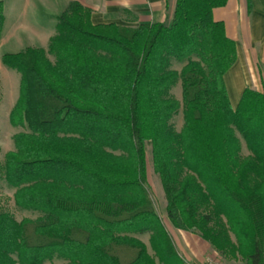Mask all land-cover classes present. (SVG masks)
Masks as SVG:
<instances>
[{
    "label": "trees",
    "instance_id": "trees-1",
    "mask_svg": "<svg viewBox=\"0 0 264 264\" xmlns=\"http://www.w3.org/2000/svg\"><path fill=\"white\" fill-rule=\"evenodd\" d=\"M227 3L176 0L170 22L130 26L94 23L72 0L48 51L3 55L21 74L9 119L27 130L0 161V185L42 215L0 211V264H180L147 184L148 147L170 224L224 259L264 264V91L231 104L237 44L213 18ZM4 22L0 1V40ZM179 81L182 103L170 93ZM145 233L156 258L135 236Z\"/></svg>",
    "mask_w": 264,
    "mask_h": 264
},
{
    "label": "crops",
    "instance_id": "crops-1",
    "mask_svg": "<svg viewBox=\"0 0 264 264\" xmlns=\"http://www.w3.org/2000/svg\"><path fill=\"white\" fill-rule=\"evenodd\" d=\"M54 1L44 0L48 7L55 5ZM78 1L93 10L94 23L113 22L130 26L145 22H170L176 3V0H102L101 3L94 0ZM169 4L170 11L167 7ZM25 11L13 6L8 16L5 7L4 30L0 41L5 44L15 43L14 46L23 49L34 47L48 51L50 40L56 34L55 28L46 26L37 14H27ZM213 18L224 22L228 37L237 44V61L225 74L230 101L233 108H236L245 88L264 91V0H228L226 6L213 10ZM6 31L7 36L4 34ZM26 38L31 43H24ZM49 57L54 59V56ZM15 79L18 87V80ZM12 150L14 142L10 151ZM175 241L178 244L176 239ZM205 245L204 249H208L206 255L216 252L209 243Z\"/></svg>",
    "mask_w": 264,
    "mask_h": 264
},
{
    "label": "rangeland",
    "instance_id": "rangeland-1",
    "mask_svg": "<svg viewBox=\"0 0 264 264\" xmlns=\"http://www.w3.org/2000/svg\"><path fill=\"white\" fill-rule=\"evenodd\" d=\"M3 1L8 13V16L11 13V10L14 7L17 9L26 10L27 14H37L42 18L43 23L46 26L54 27L56 30V26L58 23V16L66 10L68 7L70 0H55L52 7H48L46 2L41 0H0ZM97 3H101L102 0H94ZM170 11V4L167 6ZM102 12H99L101 14ZM27 16V15H26ZM173 16V14H172ZM45 18V19H44ZM7 36V31L4 33ZM5 36V37H6ZM24 43H31L30 39L23 40ZM36 42V41H35ZM15 43L5 44L4 41H0V161H3L5 153L10 151L13 148V136L16 133L27 130L23 128L14 127L9 119V114L11 109L13 108L17 98L19 97V83L21 80V74L9 67H7L3 61L2 57L6 53H17L23 51L25 49L14 46ZM52 60L53 57H50ZM183 63H179L174 60L172 62V68L178 71L183 67ZM16 78V79H15ZM17 81L18 87L16 85ZM171 96L175 97L182 103V86L181 81H179L173 88L170 90ZM171 124L175 128L176 131H180L184 125V117L182 107L175 113V115L171 119ZM243 143L242 147V155L246 156L249 154L248 149ZM147 184L151 191L152 197L154 199L156 209L160 217L164 220L168 231L172 234V236L177 240L179 245V263L180 264H199L204 261L205 255L208 252L204 249L205 244L208 243L205 241L200 235L183 231L174 228L166 216V199L164 197V191L162 188L161 180L157 173L154 171L153 163H152V154L151 147H148L147 150ZM15 188L9 186L6 181L3 179L0 185V211H6L14 216L17 220H22L23 218H31L36 219L42 215V213L33 210H24L20 209L15 205L14 202V190ZM143 242H145L148 246L149 252L152 256L155 257V253L150 245V234H137L135 235ZM156 258V257H155ZM158 264H162L156 258ZM54 262L63 263L64 261L58 257H55ZM227 264H243L245 263L242 260H229L224 259ZM44 264H49V261Z\"/></svg>",
    "mask_w": 264,
    "mask_h": 264
},
{
    "label": "built area",
    "instance_id": "built-area-1",
    "mask_svg": "<svg viewBox=\"0 0 264 264\" xmlns=\"http://www.w3.org/2000/svg\"><path fill=\"white\" fill-rule=\"evenodd\" d=\"M199 264H227L224 258L221 257L217 252L208 254L205 256L204 261ZM246 264V263H243Z\"/></svg>",
    "mask_w": 264,
    "mask_h": 264
}]
</instances>
